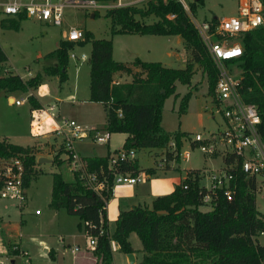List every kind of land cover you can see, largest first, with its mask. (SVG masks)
<instances>
[{"label": "trees", "instance_id": "16d2710c", "mask_svg": "<svg viewBox=\"0 0 264 264\" xmlns=\"http://www.w3.org/2000/svg\"><path fill=\"white\" fill-rule=\"evenodd\" d=\"M108 3L113 0H96ZM190 9L195 7L190 3ZM168 12L175 13L169 21ZM95 13V12H94ZM264 15V0H263ZM104 16L109 19V33L179 35L184 48L188 49L190 59L183 67H166L158 61H141L137 57L131 64L139 71L132 75L130 82L112 83L111 76L117 70L130 72L121 62L111 56V40L94 38L89 31L83 33L79 45L89 42V101L100 102L105 110L106 120L103 126L108 133L127 134L120 149L138 150L140 148L163 147L170 135L160 126L161 106L165 98H175V83L189 86L194 65L201 69L206 78L207 93L214 86L215 73L211 60L195 31L187 21L181 8L170 1L146 0L144 5H127L106 9ZM152 16L155 20L146 23L138 18ZM18 19H0L1 28L19 27ZM60 38L57 46L45 54L55 57L56 62L44 68L46 74H56L58 80L66 79L67 52L73 46ZM242 52L235 59L239 70L238 90L244 101L254 103L260 114L259 131L264 139V26L244 33L241 37ZM6 57L0 49V62ZM41 74L22 79L18 74L0 75V90L12 92L27 91L40 82ZM190 90L179 99L177 111L183 112L187 105ZM33 107H39L33 95L26 97ZM185 132L171 134L175 151L167 152V160L179 161V138ZM33 146H22L0 139V160L16 156L23 166L22 184L28 185L38 171ZM117 150L108 151L103 156L81 157L84 173H94L103 180L104 187L95 193L87 186L85 177L79 170H72L73 180L64 181L58 172H53L50 200L52 209L63 208L67 213L78 218L77 226L82 225L84 234L96 238L92 254L98 264H111L112 256L109 240L117 243L120 252L132 253L127 239L134 232L141 243L142 256L138 264H264V245L258 243V233L264 234V213L255 208L252 180H243L239 173L235 177V190L231 200H226L221 193L210 203L207 210L200 209L201 187L198 169H187L184 178L173 189L152 199L150 206L135 205L120 210L114 220V228L109 234L106 230V201L111 192L113 175L128 173L136 175L140 170L135 158L117 159L110 164V159ZM52 158V162H54ZM151 174L153 169H145ZM186 184V188L182 185ZM1 185V181H0ZM248 186V187H247ZM101 228V232H99ZM0 240L6 249V255L18 254L14 245L5 239L0 227Z\"/></svg>", "mask_w": 264, "mask_h": 264}, {"label": "rangeland", "instance_id": "374dc122", "mask_svg": "<svg viewBox=\"0 0 264 264\" xmlns=\"http://www.w3.org/2000/svg\"><path fill=\"white\" fill-rule=\"evenodd\" d=\"M132 1V0H131ZM146 0L134 2V6L141 7ZM192 3L195 7L193 15L196 20L209 19L211 17H227L235 14L236 0H185ZM109 3V2H108ZM106 10L101 8L81 9L66 7L63 9L61 25L55 26L47 23H41L32 18L19 19V27L1 28L0 27V48L6 55V61L0 62V75L19 74L27 75L39 72L41 79L36 88L40 100L44 106L49 105L53 100L54 107L58 111L57 120L67 118L74 120L83 127L89 124H96L101 129L104 122L103 106L91 102L80 101L84 97L83 91L86 89V80L88 75L87 59L79 62L68 57L66 64V85H73L74 71L77 67L78 75L75 76L77 93L73 98L69 95L58 97L57 94V75L46 74L44 68L52 64V59L45 56L46 53L53 50L59 38H64L69 26L78 27L82 33L89 31L96 38H109L112 43V58L119 61L128 60L131 54H136L139 58L147 61H159L166 67L179 68L184 58V49L182 44L177 41V35H151V34H129V33H109V19L104 16ZM95 12V13H94ZM137 17V16H136ZM138 18V17H137ZM2 19V18H1ZM18 19V18H15ZM146 23L155 20L152 16L138 18ZM184 47V46H183ZM89 43L79 45L74 42L70 52L78 58L81 52L88 55ZM186 49V48H185ZM186 59H190L188 49L185 50ZM133 66V65H132ZM9 68V70H8ZM233 67H230L231 70ZM235 68V67H234ZM189 86L176 84L175 98L171 95L164 99L161 106L160 126L162 131L170 135L169 141L163 147L140 148L135 150L134 158L136 164L140 166L141 173L145 169L158 168L162 170L155 179L171 180L180 176L184 168L217 169L220 163V157L217 155L202 156L197 149H192L187 159L179 156L177 162L175 158L169 161L166 153L171 147L169 142L173 141L171 134L176 130L186 131L189 134L193 132L204 133L206 130L216 129V120L209 117L207 112L208 93L206 89V78L201 69L196 66ZM43 83V86L41 84ZM46 88V94L45 89ZM190 90L187 99V107L184 112L177 111L180 97ZM28 91L16 90L12 93L0 91V136L10 137L11 140L18 144H30L37 141L35 157L37 154H43L45 158H54V164L44 165L43 171L31 180L26 186V200L22 207L17 206L16 202L0 198V216L3 220L8 221L11 227L19 225L23 234L22 240L26 241L24 253L12 257L15 264H71L72 254L70 247L76 246L84 249L85 234L81 226H77L78 218L61 209L58 216H52V209L47 206L49 197L51 171H58L62 179L71 180L72 165L67 159L61 161L58 154L63 155L60 145V137L54 136L51 132L53 122L41 119V114L35 118L38 111L36 108L29 109V103L26 100ZM11 95L14 99H23L21 104H9L7 96ZM75 103V100H78ZM40 113V112H39ZM43 115V113H42ZM41 119V120H40ZM38 123L36 135H31L30 125ZM102 130V129H101ZM47 137V138H46ZM38 139V140H36ZM179 151L183 152L187 148V143L182 142L183 136L179 138ZM57 141V142H54ZM54 142V143H53ZM52 143V144H50ZM77 154H105L106 150L112 151L122 144V134H109L107 143H96L89 137H84L74 141ZM78 145V146H77ZM113 152V151H112ZM96 156V155H95ZM159 156H161L159 158ZM176 166L179 168H176ZM200 171V170H199ZM150 180L142 181L137 185L113 182L117 186L116 198L120 202L125 200L129 202L128 192L147 190ZM260 181V180H258ZM205 184V181L202 182ZM258 190L254 194L255 208L258 212L264 213V180L257 186ZM200 209L207 210L209 206L200 205ZM35 210L38 212L35 213ZM21 213V214H20ZM23 219V223L20 222ZM22 223V224H21ZM64 236L63 241L56 240L57 236ZM136 235V234H135ZM137 239V237H136ZM41 240V241H39ZM258 243L264 245V235L258 236ZM41 242L52 248L54 254L51 257L43 251ZM63 243V244H62ZM69 243V245H65ZM136 241L133 242V244ZM82 251V250H80ZM77 253V252H76ZM114 264H132L124 254L118 252L112 253ZM6 264H10V259H6Z\"/></svg>", "mask_w": 264, "mask_h": 264}, {"label": "built area", "instance_id": "2783aa9c", "mask_svg": "<svg viewBox=\"0 0 264 264\" xmlns=\"http://www.w3.org/2000/svg\"><path fill=\"white\" fill-rule=\"evenodd\" d=\"M137 1L139 0H113L104 3L96 0H0V16L23 15L41 23L59 26L63 9L66 7L106 10L133 5ZM161 1L173 2L184 12L211 60L215 73L214 86L208 93L206 107L209 117L216 120L217 127L206 130L203 134L200 132L184 134L182 142L187 143V148L183 152L178 151V155H182L183 159L188 158L192 149H197L202 156L218 155L220 157L221 164L217 169L211 170L207 167L199 169V186L202 189L201 205L210 207L211 201L218 193H221L226 200H231L237 173L243 180L253 181V188L247 187L255 194L258 190L257 186L264 180V139L259 131L260 114L254 103L243 100L238 90L239 70L233 61L241 55L242 35L264 26L263 0H236L234 15L211 17L200 21L196 20L189 3L185 0ZM165 18L172 21L175 13H166ZM82 38V31L72 25L68 27L64 36V39L70 42H77ZM67 57L80 61L87 58L83 53L77 58L70 50L67 52ZM230 67L235 70H231ZM22 100L15 99L13 103L17 105ZM43 110L46 118L54 122L51 132L54 136L60 137V145L67 161L71 163L73 170L81 171L89 189L99 194L104 187V182L97 179L94 173L83 172L81 159L74 149V141L91 137L96 143L104 144L107 142L108 132L93 126L83 127L67 118L57 120L54 105H47ZM37 116L36 114L35 118ZM38 123L40 124L38 121L30 125L31 135H36ZM169 146L171 147L169 151L174 152V141H170ZM123 158H134V150L118 149L109 162L113 164L117 159ZM22 172L23 166L18 157L0 160V198L12 200L19 207H22L26 200ZM142 179L138 174L115 173L112 183L135 184ZM203 180L205 184L202 183ZM182 187L186 188V184ZM37 212L35 210V213ZM260 235H264L263 232H259L258 236ZM85 239V246L93 249L96 244L95 236L85 234ZM77 248L74 246L72 250Z\"/></svg>", "mask_w": 264, "mask_h": 264}, {"label": "crops", "instance_id": "0c3cea01", "mask_svg": "<svg viewBox=\"0 0 264 264\" xmlns=\"http://www.w3.org/2000/svg\"><path fill=\"white\" fill-rule=\"evenodd\" d=\"M18 17L19 16H15V17H4V16H0V19L1 18L2 19L3 18H13V19H15V18H18ZM151 35H153V34H151ZM94 38H96V37H94ZM59 39H58V41H59ZM58 41L56 43V46L58 44ZM177 41H180L181 42L182 49H184L183 62L181 63V65L178 66V67H183L184 64H185V61H186V52H185L186 49L183 47V40H182V38L180 36H179V39L177 37ZM112 51H113V47H112V43H111V56H112ZM2 52H3V50H2ZM81 53H83L87 58L89 57V53H90V43H89V48H88V55H86L84 52H81ZM4 55H5V53H4ZM5 57H6V55H5ZM134 57H137L141 61H147V60H143V59L139 58L138 56H136V54H131V58L128 59V60H124V61H119V60H115L114 59L115 61L124 63L129 68L130 72H126V71H122V70H117L111 76V82L112 83H115L116 84V83H123V82H130L131 81L132 75L135 74V73H137L139 71L138 67L132 66V64H131L132 59ZM48 58L52 59L51 60L52 61V64L51 65H53L56 62V58L55 57H48ZM67 59H68V57H67ZM76 60H78L79 62H84L85 61V60L80 61L79 59H76ZM5 61H2V62H5ZM87 63H88V59H87ZM160 64L163 65V66H165V64H163V63H160ZM51 65H48V66H51ZM87 69H88V75H87V80H86V89L83 91L84 97L82 99H80V101H89L88 100V96H89V90H88V83H89V64L87 65ZM8 70H9V68H8ZM78 72L79 71H78V69L76 67L75 68V71H74V74H73L74 75V78H73V85H72V87L66 85V80H64L63 82H60L58 80V77H57V88H58L57 89V94H58V97L65 96V95H69V96H71L73 98V96L78 91L77 86H75V82H76V79H77V78L75 79V76L78 75ZM66 73H67V71H66ZM31 75L32 74L19 75V76L22 79H27V78L31 77ZM67 76H68V73H67ZM177 83L178 82L175 83V88H176V84ZM41 86H43V83L41 84ZM41 89H40L39 93H41V91L43 90V89L42 90ZM44 89H45V92L44 93L46 94V88L44 87ZM35 90H36V88H30L29 91H28V95L29 94L33 95L34 98H35V100H36V102L39 105V107L36 108L37 109L36 111H38L37 112V115L38 114L39 115L41 114V116H42L41 119H46L47 121H51V120H48L46 118V115L43 112L44 111L43 109L47 105L44 106V104L40 100V97L41 96L39 95V93L37 94ZM0 91L5 92L3 90H0ZM12 92H14V91H12ZM12 92H6V93H9L10 94ZM14 100L15 99L11 95L7 96V102L9 104H14L13 103ZM55 101H58V100H53V102H51L49 105H53ZM78 102H79V99L78 100H75V103H78ZM91 102H94V101H91ZM95 103H98V104L102 105L100 102H95ZM19 104H21V103H19ZM19 104H17V105H19ZM186 107H187V105H186ZM29 109L30 110L33 109V107L30 104H29ZM103 109H104V107H103ZM54 112H55L56 117H57L58 116V111L56 110V108H55V111ZM42 113H43V115H42ZM105 120H106V114H105V110H104V122L102 124V128L101 129H104L103 126L105 124ZM94 125H96V124H89V126H87V127H91V126L96 127ZM178 131L185 132L186 134L188 133V132L182 131V130H178ZM117 133H120V132H117ZM109 134H112V133H108L107 142L109 140ZM120 134H122V143H123L124 140H125V138H126V136H127V134H125V133H120ZM1 138H5L7 141H9L11 143L18 144V143L13 142L10 137H6V136L1 137L0 136V139ZM89 138L91 139V137H89ZM36 140H38V139H36ZM54 142H57V141H54ZM37 144H39V143H37V141L34 140L30 144H21L20 143L18 145H22V146H34L35 145L36 146ZM50 144H52V143H50ZM75 144L76 143H74V149L76 151ZM121 146H122V144H121ZM121 146L118 147V148H114L113 150H118V149L121 148ZM58 147H61V145H59ZM107 151L109 153H112V151H110V150H106V152ZM136 151H138V150H136ZM134 152H135V150H134ZM63 155L64 156H62L61 153H60V154H58V157L57 158L60 159L61 161H63L66 158V155H65L64 152H63ZM95 155L96 156H103L105 154H102V155H98V154H80L79 157L81 158V157H84V156H95ZM39 157H44V155L43 154H37L36 155V159L39 158ZM160 157L161 156H159V158ZM47 159H49V161H47V162H40V163L37 162V164L34 167H35L36 171H38V172L35 175V177L33 179H31V180L36 179V177L43 171V168L42 167H44V165H46L47 163L48 164H54V162H58V161L52 162L51 161L52 158H47ZM160 164H161V162H159V165ZM159 165H158V168H152L153 169V172L151 174L146 173V172H142L141 173L140 171L143 168H140V166L137 165L138 166V169L140 170L137 174L138 175H141V177L143 179L141 181L135 183V184H132V185H137L139 183H142V181H146V180H150V181H149V185H148L146 191L143 190V189L142 190H139L138 189L139 187H137V190L136 191H134V192H128L126 194V196L129 197V199H130L129 202H126L125 200H122L120 202L117 201V198H116L117 186L114 187V185L112 183L111 188H110L111 189V192H110V195H109V197H108V199L106 201V207H105V209H106V230H107V232L109 234L112 232V230L114 228V220H115V218H116V216H117V214H118V212L120 210H125V209L131 208L132 206H135V205L149 207L150 206V203H151V201H152V199L154 197L159 196V195H163V194H166V193L170 192L173 189L174 185L178 184L184 178V176L186 174L185 172H186L187 169H198V168H184L183 169V172H182V174L180 176H177V177H175V178H173L171 180L166 181V180L155 179L154 178V177L159 176V174H160L161 171L170 170V168H166V169H163L162 170V168ZM177 168L178 167L176 166V168H174V169H177ZM72 170H73V168H72ZM53 172H58V171H51L50 173L52 174ZM63 180L64 181H67V182H70V181L73 180V178L71 180H65V179H63ZM51 182H52V176H51V180H50V189H49V197H48V200H47V206H48V203H49V200H50ZM200 183H201V181H200ZM24 190H25V195H26V187H24ZM61 209H63V208L52 209V216H58ZM20 222L23 223V219L20 218ZM77 222H76V224H77ZM0 227L3 229V231L5 233V239H6V241L9 244L14 245L17 248V250H18V254L17 255H19L20 253L23 254L24 253L23 248H25L26 241L23 242L24 240H22L23 234L20 231L19 225H15V227H11L9 225L8 221L3 220V218L0 216ZM136 237L137 236L135 235L134 232H130L128 234V237H127L128 241H129V244H130L131 248L133 249V252L131 253L132 254V257H133V261H132L133 263L132 264H138L139 261H140V259H141V256H142L141 243H140V241H139L138 238L136 239ZM56 238H57L56 240H58L60 242V241H63L64 236L61 235V236H57ZM39 241H41V240H39ZM134 241H136V243L133 244ZM41 243H43L42 244V246L44 247L43 248V251L46 252V253H48V255L50 257H51V255L54 256V254L52 252V248L50 246L48 247L47 244H45L44 242H41ZM65 245H69V243H66ZM109 246H110V250H111V256H112V253L113 252H118L119 254L122 253V252L119 251L118 245H117V243L115 241L109 240ZM73 247H70V253L72 254L71 264H98L96 257L92 254V249L87 248L85 245H84V249H79V247H78L77 250H72ZM80 250H82V251H80ZM17 255H14L12 257H15ZM12 257H8L6 255V249H5L4 245L1 243V240H0V261H1V264H6V262H7L6 259H10V264H15L14 263V260L11 259ZM124 257L127 260L126 254H124ZM111 264H114L113 258H112Z\"/></svg>", "mask_w": 264, "mask_h": 264}, {"label": "water", "instance_id": "95a60500", "mask_svg": "<svg viewBox=\"0 0 264 264\" xmlns=\"http://www.w3.org/2000/svg\"><path fill=\"white\" fill-rule=\"evenodd\" d=\"M195 67H196V65L193 66L192 71H194ZM36 161H37L38 163H40V162H47V161H49V159H47V158H45V157H39V158L36 159ZM126 256H127L128 260H129L130 262L133 261V257H132V254H131V253H127Z\"/></svg>", "mask_w": 264, "mask_h": 264}]
</instances>
